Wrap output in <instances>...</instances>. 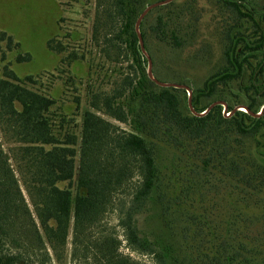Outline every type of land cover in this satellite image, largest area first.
Masks as SVG:
<instances>
[{
	"label": "trees",
	"instance_id": "16d2710c",
	"mask_svg": "<svg viewBox=\"0 0 264 264\" xmlns=\"http://www.w3.org/2000/svg\"><path fill=\"white\" fill-rule=\"evenodd\" d=\"M147 1L154 2L94 0L92 39H101L107 59L114 49L118 59L123 45L129 64L118 87L89 95L79 141L72 132L55 133L54 101L28 87L35 83L31 75L20 78L9 64L0 66V135L9 145L5 153L0 140V264H28L30 252L46 250L45 244L61 261L70 223L75 244L123 190L128 200L117 224L126 244L147 255L148 264H264V111L254 116L264 105V15L258 21L249 9L244 12L245 0H218L239 21L249 19L251 31L245 35L241 23L231 25L223 65L201 87H190L196 113L218 101L228 116L221 105L196 116L185 107L184 89L155 85L143 67L134 22ZM143 21L144 46L147 36L175 49L185 45L181 15H160L146 27ZM0 42L7 50L18 46L2 30ZM57 43L49 39L47 48L61 53ZM28 61L29 54L15 56V62ZM246 76L247 84L228 99L221 90ZM238 106L253 115L234 111ZM142 214L157 223L151 237L137 227ZM93 242L103 264H144L121 254V242L110 234Z\"/></svg>",
	"mask_w": 264,
	"mask_h": 264
},
{
	"label": "rangeland",
	"instance_id": "374dc122",
	"mask_svg": "<svg viewBox=\"0 0 264 264\" xmlns=\"http://www.w3.org/2000/svg\"><path fill=\"white\" fill-rule=\"evenodd\" d=\"M217 2L218 0H173L164 8L155 7L147 13L143 19L145 27L157 20L160 15L175 19L179 14L184 21L181 34L186 37V43L181 49L172 48L166 43H158L156 37L147 36V45L144 48L150 57L151 55L154 57L158 78L161 81L185 85L193 89L201 87L203 81L215 74L223 65L226 30L231 25L241 23L243 27H239L240 33L246 35L251 31L249 19L239 21L238 17ZM148 4L147 1L144 7ZM240 5L244 12V9H249L258 21L264 15V0H245ZM94 18V0L84 2L0 0V30L9 34L13 42L18 43L17 47L13 46L11 50H7L5 43L0 42V56L4 53L5 57L4 62L0 60V66L9 64V68L20 78L31 75L35 83L28 87L54 101L51 118L55 133L72 132L77 141L81 133L82 114L89 109V95L110 93L115 85L118 87L129 64L124 59L123 45L120 46L122 50L120 49L121 54L118 59L114 58L115 49L111 51L110 59L105 58L101 50L106 46L100 38L97 39V43L92 39ZM112 30H116V27L109 28V31ZM49 39L58 42L57 46L60 44L63 51L59 53L49 50L47 48ZM18 54H29L30 61L15 62V56ZM257 54L260 56V53ZM141 55L143 59L146 58L142 53ZM143 67L147 68L146 59ZM246 80L247 76L239 83L230 82L228 87L221 91L233 101L240 87L239 84L246 85ZM185 107L188 108L187 101ZM98 115L120 129L128 131L132 129L129 123H118L107 116ZM62 118L66 123L62 122ZM2 148L7 153L9 145L2 142ZM23 189L21 186L23 199L28 205L32 218L36 220ZM128 192L123 190L118 194L110 207L112 209L107 210L100 217L99 224L83 232L75 244L72 241V223H70L61 261L54 258L45 244L46 250L29 251L31 256L28 264H40L45 259L44 253L49 258L44 260V264H103L93 242L101 234L116 237L121 242L119 246L121 254L128 255L133 261L148 264L150 259L147 255L132 251L126 244L122 229L117 224L118 211L128 200ZM147 215L142 214L137 217V227L140 234L151 237L157 230V223L153 217Z\"/></svg>",
	"mask_w": 264,
	"mask_h": 264
},
{
	"label": "water",
	"instance_id": "95a60500",
	"mask_svg": "<svg viewBox=\"0 0 264 264\" xmlns=\"http://www.w3.org/2000/svg\"><path fill=\"white\" fill-rule=\"evenodd\" d=\"M171 1L173 0H162V1H154L150 4H148L147 6H145V8L142 10V12L140 13V15L138 16L137 19H135V22H134V30L137 34V42H138V46H139V49L141 51V53L146 57V61H147V68H146V72H147V75H148V78L153 81L155 83V85L159 86V87H164V88H168V87H174V89H184L186 92H187V97H186V100H187V105H188V108L189 110L191 111V113L193 115H198V116H201V115H204L211 107H214V106H217V105H221L223 106V114L225 116H228L229 113H226V107H225V104L223 102H214V103H211L208 108L198 114L196 113L193 108H192V105H191V101H190V97H191V89L185 85H180V84H174V83H168V82H161V81H158L155 79V76L153 74V71H152V62H151V57L146 53L145 51V48H144V45H143V42H142V37H141V34H140V31H139V26H140V23L142 21V19H144V17L147 15V13L155 8V7H160V6H163V5H166L168 3H170ZM237 110H241V111H244V112H247V113H250L249 110L244 107V106H238L234 109V111H237ZM264 111V105L261 107L260 109V112L254 116H260ZM251 114V113H250ZM253 115V114H251Z\"/></svg>",
	"mask_w": 264,
	"mask_h": 264
}]
</instances>
